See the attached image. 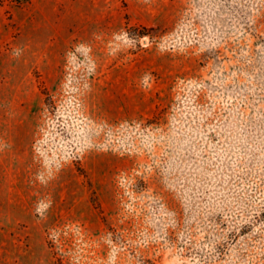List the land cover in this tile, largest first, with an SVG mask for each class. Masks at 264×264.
Listing matches in <instances>:
<instances>
[{
  "label": "rangeland",
  "instance_id": "obj_1",
  "mask_svg": "<svg viewBox=\"0 0 264 264\" xmlns=\"http://www.w3.org/2000/svg\"><path fill=\"white\" fill-rule=\"evenodd\" d=\"M0 264H264V0H0Z\"/></svg>",
  "mask_w": 264,
  "mask_h": 264
}]
</instances>
